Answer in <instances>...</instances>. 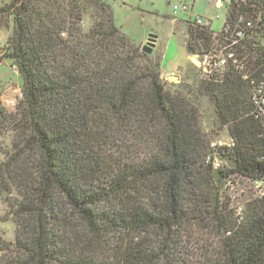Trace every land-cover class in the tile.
<instances>
[{"label":"trees","instance_id":"trees-1","mask_svg":"<svg viewBox=\"0 0 264 264\" xmlns=\"http://www.w3.org/2000/svg\"><path fill=\"white\" fill-rule=\"evenodd\" d=\"M6 1L0 28L10 19L14 35L4 59L22 93L15 111L0 103V139L12 136L0 194L18 197L14 246L0 242L13 256L0 264H180L188 232L216 235L212 264H264V196L238 206L231 195L236 178L264 179V118L252 100L264 79V0L228 4L227 21L244 17L243 70L208 81L194 66L198 97L215 102L228 130L230 144L215 150L193 101L168 90L159 66L136 63L138 51H121L131 41L108 5L111 25L84 33L73 9L82 0ZM208 23H188L189 55L215 48ZM130 119L152 128L157 150L127 162L117 140Z\"/></svg>","mask_w":264,"mask_h":264},{"label":"rangeland","instance_id":"rangeland-1","mask_svg":"<svg viewBox=\"0 0 264 264\" xmlns=\"http://www.w3.org/2000/svg\"><path fill=\"white\" fill-rule=\"evenodd\" d=\"M196 8L190 11H184L182 9L183 4L191 3L193 0H129L124 4L117 3L113 0H101L100 6L95 3L94 0H82L77 4H73L74 10H82L81 16L83 21L80 23L84 33H88L89 30L95 29L104 30L105 25H111L108 16L109 12L105 13L102 9H105V5L110 7L113 13V20L116 27L131 41L127 43V49H123L124 53L129 55V50L134 49L138 51L142 61L136 60V63L142 62L152 64L159 69L160 77L163 82L166 83L168 90L173 89L186 101H193L194 105L200 110L202 115V129L207 133L208 141L211 143V149L215 150L220 146H227L230 144L227 128L219 129V124L215 117V102L210 100L209 97L199 98L197 95L198 84L200 85L201 79L198 71L194 68H200L203 70L202 65H197L192 62L190 56V62L187 63L183 70L175 73L179 76L165 77L162 72V66L169 62H179L183 57V37L188 23L194 24L197 18L207 20L205 17L213 10V15H217L214 20H210L215 24V32L218 33L222 29L223 20L226 15V7H217L211 4V0H196ZM9 1L0 0V9H5L6 4ZM179 6V10L174 13V7ZM193 13V14H192ZM207 14V15H206ZM201 16V17H200ZM7 20L4 19L2 21ZM9 23L4 22L0 28V103L8 112L16 110L18 101L21 98V89L18 86L19 78L16 76L14 70L9 61H5L4 54L7 50V42L14 35V26L11 20ZM150 36L156 37V45L151 54L147 53L146 46L148 44ZM66 37V36H65ZM80 39V38H78ZM188 41V40H187ZM134 45L138 50L135 49ZM119 48V46H118ZM133 50V51H134ZM133 51L131 56L134 55ZM137 58L135 55L133 56ZM204 62V61H203ZM161 64H163L161 66ZM150 66V65H149ZM140 68V66H136ZM157 69V68H156ZM140 70V69H139ZM147 74L153 71L151 66L144 69ZM183 71V72H182ZM202 74V72H201ZM13 84L9 90L13 95L6 96L1 100L4 92V86ZM6 96V97H5ZM126 135H120L118 137V151L127 153L128 158L138 160L141 157L147 156V152L156 151L155 145L157 139L153 135L152 128L148 124H140L134 119L129 121V133ZM138 135V136H137ZM12 136L10 133L3 136L0 139L2 149H0V158L4 159V150L10 149V140ZM236 186L231 190V195L236 197L235 204L242 206L248 202L252 197L256 195V189L252 182L236 178ZM18 200L17 192L7 195L6 193L0 194V242L6 241L9 246L13 245L16 238L17 224L15 221V205ZM194 233L192 236L190 232L181 235L182 249L177 258L180 264H207L208 258L210 263L214 262V258L210 255L213 248L218 247V240L214 233L208 235V233ZM206 237H209L206 238ZM14 246V245H13ZM12 247V246H11ZM209 248V249H208ZM13 256L11 251L0 250V259L3 256ZM209 255V256H208Z\"/></svg>","mask_w":264,"mask_h":264},{"label":"built area","instance_id":"built-area-1","mask_svg":"<svg viewBox=\"0 0 264 264\" xmlns=\"http://www.w3.org/2000/svg\"><path fill=\"white\" fill-rule=\"evenodd\" d=\"M113 1L120 4H124L128 0ZM227 1L228 4L232 2V0ZM209 2L218 7L221 6V4L225 2V0H211ZM179 9V6H175L174 13H176V11H178ZM182 9L188 12L190 10V7L184 4ZM243 21V16L238 18L237 21L234 23L226 20L223 24L220 34H213L215 48H213L208 53H205L204 55H200L204 57V62L202 66L203 70H201L202 77L204 79H208V81H220L231 66H233L237 70L244 69V60L239 58L237 54V49L235 48L236 45L239 43L240 38L243 36V31L241 28ZM195 23L197 26H206L209 24L208 21L205 22L201 18H197ZM249 26L251 25L249 24ZM220 36L224 39L222 43H219L217 39V37ZM252 100L255 106L257 107L256 110L259 111L261 116L264 118V79L260 82L258 86L255 87V90L252 93ZM220 165L221 164L219 163V161L214 162V166L216 168L220 167ZM253 185L256 189V197L262 198L264 196V179L256 181Z\"/></svg>","mask_w":264,"mask_h":264},{"label":"crops","instance_id":"crops-1","mask_svg":"<svg viewBox=\"0 0 264 264\" xmlns=\"http://www.w3.org/2000/svg\"><path fill=\"white\" fill-rule=\"evenodd\" d=\"M129 1V0H128ZM127 1V2H128ZM197 1L196 0H193V2H191V3H185L186 5H188L189 7H190V10H192V12L194 11L193 9H195L196 8V3ZM184 5V4H183ZM218 7H220V8H222V7H226V15H225V19L223 20V24L225 23V21L227 20V15H228V1L227 0H225V2H223L222 4H221V6H218ZM175 8V7H174ZM189 10V11H190ZM194 13V12H193ZM192 13V14H193ZM207 15V14H206ZM217 15H213V10H212V12H210V14L209 15H207V16H205V17H202V18H205V19H207V20H205V22L206 21H210V20H214L215 19V17H216ZM201 17V16H200ZM223 24H222V27H223ZM211 27H212V30L215 32V29H216V27H215V24L213 23V22H211ZM222 30V29H221ZM220 30V31H221ZM187 40H188V31H187V26H186V30H185V33H184V37H183V57H182V59L179 61V62H175V63H172V62H169V64H167V69H165L166 67H164L165 65H163V64H161V66H162V72H163V75L165 76V77H168V78H173V77H175V78H177V77H179V76H177V75H175V73L176 72H178V71H180V70H183V68L186 66V64L188 63L189 64V62H190V56L191 55H189V53L187 52ZM157 43V42H156ZM156 43H155V45H156ZM4 56V55H3ZM5 61H7V60H5ZM3 62H0V64H2ZM13 70H14V72H15V74H16V76L19 78V76H18V73H17V71L15 70V68H12ZM183 72V71H182ZM179 73V72H178ZM175 75V76H174ZM18 86H16V87H18V88H21V81H20V79L18 80ZM12 86H13V84H10V85H6V86H4V92H3V94H2V97H1V100H2V98L4 97V95H6V96H9L10 97V95H13V93H10L9 92V90L12 88ZM5 96V97H6ZM2 104H3V102H1Z\"/></svg>","mask_w":264,"mask_h":264},{"label":"water","instance_id":"water-1","mask_svg":"<svg viewBox=\"0 0 264 264\" xmlns=\"http://www.w3.org/2000/svg\"><path fill=\"white\" fill-rule=\"evenodd\" d=\"M155 43H156V37L150 36L148 44L146 46V49H148L147 53L151 54L153 52V49L155 48ZM203 61H204L203 56L195 55L194 57H192V62L197 65H202Z\"/></svg>","mask_w":264,"mask_h":264}]
</instances>
